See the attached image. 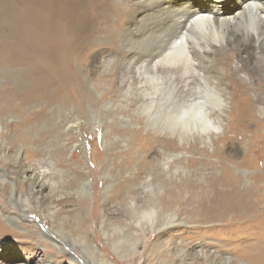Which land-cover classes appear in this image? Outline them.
Returning a JSON list of instances; mask_svg holds the SVG:
<instances>
[{"label":"bare ground","instance_id":"6f19581e","mask_svg":"<svg viewBox=\"0 0 264 264\" xmlns=\"http://www.w3.org/2000/svg\"><path fill=\"white\" fill-rule=\"evenodd\" d=\"M130 1L135 6L132 20L127 18L130 9L122 7L118 12L115 8L116 13L88 10L75 18L77 24L68 17L61 26L59 13H43L44 0L38 3L40 13L31 28H23L20 17L12 18L10 12L0 13V115L19 119L13 126L18 132L23 126L34 124L35 116L28 113L31 105L50 106L46 98L53 95L75 98L83 94L82 65L87 58L98 54H94V47L98 45L100 53H109L103 61L109 77H103V81L108 85L115 82L117 93L125 100L133 97L140 111L141 127L156 129L158 134L150 139V135L136 130L132 140L137 152L151 154L153 143L159 153L158 165L167 171L182 172L185 167L181 158L185 159L189 143L193 152L199 143L227 144L237 140L241 143L243 139L236 138L233 130L250 128L253 123L259 126L253 112L257 111L259 118L264 116V0ZM10 3L8 9L18 10L12 0ZM236 119L241 120L240 126ZM0 152L13 164L15 175L28 186L23 197L26 205L15 207L20 218L32 209L54 214L42 202L45 192L52 188L45 180L46 173L40 167L24 166L18 153L11 155L1 146ZM148 158L143 157L136 174L131 176L127 183L129 190L135 188L134 182L147 168L145 159ZM3 172L7 176V171ZM148 179L143 180L142 189H153L155 196L167 190L162 198L147 200L141 205L128 201L125 209H109L115 216L130 217L142 233L147 226L159 232L178 224V210L185 203V183L168 188L161 183L155 185L154 177ZM107 183L109 199L122 203L123 188L115 186L110 179ZM232 183L230 178L225 190L208 188L199 195L191 184L190 191L197 195L196 199L192 198L193 220L208 223L221 220L231 212L228 205L238 217L249 214L255 207L250 202V191L240 192L235 189L238 182L233 183L235 187ZM90 186L82 183L78 190L89 194ZM0 215L12 218L6 213L0 212ZM86 227V220L79 216L72 222L51 225L45 230L55 247L54 254L46 255L47 260L112 264L114 257L97 251L86 234ZM105 233L118 256L126 258L129 252L137 253L141 240L138 235L120 237ZM143 247L145 250L149 246ZM260 250L264 257L263 247ZM203 254H190L189 260L205 264L207 258ZM4 261L0 264H18L12 259Z\"/></svg>","mask_w":264,"mask_h":264},{"label":"rangeland","instance_id":"374dc122","mask_svg":"<svg viewBox=\"0 0 264 264\" xmlns=\"http://www.w3.org/2000/svg\"><path fill=\"white\" fill-rule=\"evenodd\" d=\"M10 1L0 0V13L10 12L12 18L20 17L23 28H31L40 13V0H12L19 11L11 10L12 7L8 9ZM44 2L43 13H59L61 26L68 17L77 24L75 18L88 13V10L92 13H116L124 7L130 9L128 20H132L135 13V6L130 0ZM94 48V54H98L87 58L81 69L85 78L82 81L83 94L75 98L53 95L46 98V101L50 100V106L43 103L31 105L28 113L35 116L34 124L23 126L18 132L13 130V126L19 119L0 115V118H4L0 121V146L11 155L20 154L24 166L40 167V171L46 173L45 180L52 188L45 192L42 202L54 212L38 213L32 209L26 217L20 218L15 207L19 209L26 205L23 197L28 186L15 175L13 164L8 163L3 152H0V212L12 217L0 215V226L3 227L0 229V263L12 259L18 264H71L68 260L61 263L47 260L46 255L54 254L55 247L44 231L49 230L51 225L56 227L59 223L72 222L80 216L86 220V234L92 245L99 253L112 255V264H195V260H189L190 254L203 253L207 258L205 264H264L260 250L262 247L264 249V116L260 119L258 112H253L254 118L260 122L259 126L253 123L250 128L233 130L236 138L241 136L243 139L241 143L238 140L227 144L199 143L194 152L190 151L189 143L186 145L185 159L181 158L184 171L164 170L158 165L159 153L155 144H151L153 152L148 155L135 150L133 133L138 130L142 135H150L151 139L158 135L155 134L156 129L152 131L141 127L140 111L136 102L133 103L134 98L125 100L117 93L115 82H111L109 87L103 81V77H109L103 64L109 53H100L98 45ZM254 64L257 65L256 62ZM240 121L236 119V123ZM244 134L246 137H243ZM144 156L149 157L145 159L147 168L134 182V191L129 190L127 183L136 174ZM3 171H7V176ZM77 177L80 181L76 183ZM147 177L148 180L154 177L155 185L161 183L168 188L185 183V203L178 210V224L159 232L157 228L153 230L147 226L142 233L127 215L115 216L110 212L114 208L125 209L130 202L141 205L147 200L162 198L167 190L155 196L153 189H142L143 180ZM230 178L233 183H240L236 187L232 183L236 190L250 191V202L255 207L249 214L238 217L233 207L228 205L231 212L221 220L209 223L193 220L191 215L195 204L192 198H197L196 193L202 194L208 188L225 190ZM108 179L115 186L123 188L122 203L109 199L106 188ZM82 183L91 184L89 194L79 192L78 186ZM191 184L197 190L195 194L190 191ZM228 186L231 183L228 182ZM105 231L120 237L133 233L138 235L141 240L137 253L129 252L126 258L118 256ZM144 244L149 246L146 247L147 251ZM174 247L180 249L176 251ZM76 251H79L78 248Z\"/></svg>","mask_w":264,"mask_h":264}]
</instances>
